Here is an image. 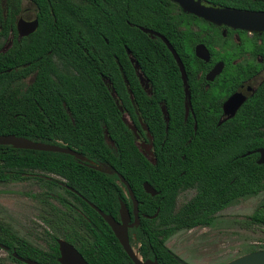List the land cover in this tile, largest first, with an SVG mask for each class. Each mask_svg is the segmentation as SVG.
I'll list each match as a JSON object with an SVG mask.
<instances>
[{"label":"trees","instance_id":"trees-1","mask_svg":"<svg viewBox=\"0 0 264 264\" xmlns=\"http://www.w3.org/2000/svg\"><path fill=\"white\" fill-rule=\"evenodd\" d=\"M34 1L40 8L37 13L39 25L31 36V44L15 59L11 50L0 51V135H14L34 142L65 146L88 160L105 163L109 168L116 169L128 181L136 198L142 201L138 207L140 214L153 216L159 208L156 217L141 218L139 226L129 231V235L134 234L136 242L140 244V255L144 259L156 258L159 264H178L164 242L178 230L211 226V214L225 206V203H219L218 196L204 197L209 192L210 184L214 185L217 181L202 178L203 188L208 190L202 191L200 197L183 204L180 210L174 212L170 205L173 197L169 192L179 183L184 185L187 172L184 168L180 169L185 170V174L178 177L172 175L170 169H162L161 199L146 195L141 183L146 181L155 186L157 168L144 162V172L140 173L142 167L133 136L121 123L114 103L105 98L100 89L104 86L99 75L104 73L105 59L97 58V55L103 56L109 46L122 48L126 37L122 36L120 29H113L112 34L108 32L105 13L75 8L50 13L45 9V0ZM12 22L10 9L4 15L0 11V38L7 37ZM125 44L150 81H153L156 73L169 72L174 68L164 47L151 41L138 29L129 28ZM124 72L136 100L140 96L139 85L131 66L125 68ZM128 109L135 119L131 109ZM108 119H111V124ZM262 121L264 108L253 109L247 103L239 114V122L214 133L239 135L240 153L251 148L249 138L252 136L253 151L264 146ZM203 128L199 126L198 133H205ZM105 129L114 142L113 147L105 141ZM160 131L162 135L165 134L163 124ZM176 132L177 127L170 125L168 133ZM222 142L227 141L207 143L210 146ZM257 157L253 153L252 156L240 158L236 186L235 189L230 188L233 196L243 199L264 190L263 166L257 164ZM95 169L99 168L92 167L88 162H79L69 155L0 145V184L33 179L46 185H55L56 179L50 178L47 182L45 176H61L66 179L67 186L103 213L116 217V179ZM53 196L61 197L57 192ZM63 207L64 210L56 205L50 206L53 214H62L70 224L66 229L79 228L87 232L86 235H79L81 241L78 245L91 264H125L121 258L124 253L120 244L94 209L81 200L80 205L65 204ZM247 223L264 226V204L247 218ZM86 236L92 238L91 244ZM71 237L65 236L66 239ZM0 243L9 248V256L16 264L24 263L12 257V248L23 259L43 263L39 259L41 252L38 249L11 234L2 225ZM50 249L52 255L49 264H56L53 258L57 256V248ZM93 252L98 258L95 262L89 256Z\"/></svg>","mask_w":264,"mask_h":264},{"label":"flooded vegetation","instance_id":"flooded-vegetation-1","mask_svg":"<svg viewBox=\"0 0 264 264\" xmlns=\"http://www.w3.org/2000/svg\"><path fill=\"white\" fill-rule=\"evenodd\" d=\"M44 2L46 3L45 9L50 13H53L54 10L68 11L69 8L105 13L107 16L105 27L108 32L112 34L113 29H120L122 36L126 37L122 48L117 49L109 46L103 56L97 55V58L104 57L105 59L104 73L99 75L104 86L100 89L103 90L104 97L114 103L120 114L121 123L133 136V143L138 151L142 167L139 169L140 173L144 172V162L157 168L155 186L143 181L141 183L143 192L149 197L161 199V170L170 169V173L178 177L185 174L186 170L187 180L184 185L179 183L175 189L172 187L169 192L173 197L170 205L174 212L180 210L183 204L191 203L200 197V193L208 189L209 192L205 193L204 197L218 196L219 203H225L223 208L211 214L213 220L211 226L226 210L237 205L242 199L233 196L230 188L235 189L240 169V158L253 154L252 136L249 138L251 148L240 153L241 137L239 135L218 134L214 131L223 130L239 122V114L247 103L253 109L264 108V30H252V13H264V0H186L185 6L175 0H45ZM26 5L28 6L25 7ZM9 9L13 26L7 37L0 38V51L11 50L12 57L15 59L32 42L31 36L39 25L37 13L40 8L34 0H0L1 13L4 15ZM203 11H207V13L203 15ZM27 12L31 16L23 15ZM224 12H237L244 16L227 17L223 14ZM35 20L37 27L34 32L27 35L20 34L18 31L20 21L30 23ZM130 27L140 30L157 45H162L168 52L174 68L169 72L156 73L153 81H150L142 73L138 61L125 44ZM141 29H146L151 33H145ZM104 40L107 43L106 39ZM165 41L175 51L179 61L168 49ZM117 54L121 56L118 57ZM129 65L139 85L140 96L136 100L124 72L125 68H129ZM140 75L143 82L140 81ZM233 98L235 99L233 103L225 109L227 103ZM128 108L135 115V119L129 114ZM108 123L111 124V119H108ZM162 124L165 133L163 135L160 131ZM170 125L177 127L176 133H168ZM130 126L134 127V130ZM199 126L204 127L202 130L205 133H198ZM104 138L108 145L114 146L106 129ZM219 140L227 142L210 146L207 143ZM256 154L258 160L259 154ZM85 159L84 162L99 168L95 170L116 179L114 185L118 192L116 196L117 216L106 215L120 223L119 210L122 203L129 211V223L132 224L134 222L133 199L130 197L127 187L119 181L118 174H121L116 169L109 168L105 163L94 162L86 157ZM262 166L264 172V165ZM101 167L103 169H100ZM182 168L185 170L181 171ZM53 176L57 178H53ZM45 177L47 182L50 178L57 180L55 185L43 183L48 189L56 190L61 195V197L55 198L53 194L48 199L53 201V205L64 210L63 205H80V200L88 205L92 204L80 193L67 186L66 179L63 177L56 175ZM202 178L217 182L214 185L210 184L209 188L205 189ZM126 182L128 183L127 180ZM145 183L154 190L155 195L146 193ZM128 185L137 202L139 223L141 218L156 217L159 208L156 209L155 216L140 214L138 207L142 201L136 198L132 187L129 183ZM182 197H185L183 201H181ZM54 217L56 223L43 218L47 228L44 234L45 239H42L46 246L44 250L23 240L41 252L39 259L44 264H49L52 255L50 248L55 246L57 256L53 259L56 264H61L58 244L60 240L72 246L85 262L91 264L78 245L81 241L79 235H86L87 232L79 228L68 230L66 226L70 227V224L62 214H54ZM0 225L18 237L1 221ZM138 226L139 224L128 228L129 244L143 261H153L156 258L144 259L140 255V244L136 242L134 234L129 235V231ZM205 227L210 226L194 228ZM180 231L183 230H178L170 235L164 245L166 246V241L171 236ZM65 236L72 237L66 239ZM129 236L132 238L131 241ZM86 237L91 244L92 238ZM166 248L168 249L167 246ZM121 249L124 253L121 254L122 261L125 264H134L122 247ZM4 251L8 253L10 264H16L9 256V248L7 247V250ZM14 253L15 249L12 248L10 254L18 260L14 257ZM171 254L173 258L176 256L173 252ZM89 256L94 262L98 259L94 252ZM17 257L19 256L17 255Z\"/></svg>","mask_w":264,"mask_h":264},{"label":"rangeland","instance_id":"rangeland-1","mask_svg":"<svg viewBox=\"0 0 264 264\" xmlns=\"http://www.w3.org/2000/svg\"><path fill=\"white\" fill-rule=\"evenodd\" d=\"M23 15L31 16L29 12ZM54 192L56 190L33 179L0 184V221L18 237L44 250L42 239H45L47 228L43 218L56 223L50 208L53 201L48 200ZM184 199L182 197L181 201ZM262 204L264 191L242 199L210 227L177 232L166 241V246L188 264H223L240 255L262 250L264 226L247 223V218ZM0 263H11L8 253L2 249Z\"/></svg>","mask_w":264,"mask_h":264},{"label":"water","instance_id":"water-1","mask_svg":"<svg viewBox=\"0 0 264 264\" xmlns=\"http://www.w3.org/2000/svg\"><path fill=\"white\" fill-rule=\"evenodd\" d=\"M175 1H179L182 5L185 6L184 2L186 0H175ZM206 13L207 11L202 12L203 15ZM223 14L227 17L244 16L243 14L237 13V12H224ZM36 27H37L36 20L30 23H24L23 21H20L18 24V31L20 32V34L27 35L29 33L34 32ZM141 30L144 31L145 33H151L150 31L146 29H141ZM252 30H264V13H252ZM166 45L168 49L172 52L174 57L178 60L177 55L175 51L172 49V47L168 43ZM139 78H140V81L143 82V78L141 77V75L139 76ZM234 100H235L234 98L231 99L225 106V109L228 108L233 103ZM130 128L134 130V127L130 126ZM0 145L1 146H11L13 149H20V150H32V151H40V152L59 153V154H64V155H69L71 157H74L76 160L80 162L86 161L85 157L82 154L70 148L61 147L58 145H49L45 143L34 142L24 137H17L14 135H0ZM252 153H258L259 158L257 160V164L264 165V147L256 151H252ZM118 177H119V181L122 182L127 187L130 197L133 199L134 222L132 224L129 223L130 222L129 211L125 207V205L122 203L120 204V210H119L120 223L116 222L111 216L106 215L103 212H101L94 205L92 204H89V205L102 217L105 223L109 226L114 236L118 240L120 246L123 248V250L126 252L128 257L131 259V261L134 264H159L156 261V259L153 261L151 260L143 261L142 258L137 253L134 252V250L131 248L129 244L128 228H132L133 226H137L139 224L137 202L126 180L119 174H118ZM144 190L146 191V193H149L152 196L155 195L154 190L147 183L144 184ZM58 244H59V251L61 255V257L59 258V262L61 264H88L87 262H85L82 256L72 246H70L69 244L61 240L58 241ZM0 249L7 250V247L0 244ZM13 255L14 257H16L19 261L23 262L24 264H39L29 259L19 258L17 257L15 253ZM174 259L178 262V264H187L184 261H182L180 258H178L177 256H174ZM223 264H264V250H258V251L240 255Z\"/></svg>","mask_w":264,"mask_h":264}]
</instances>
